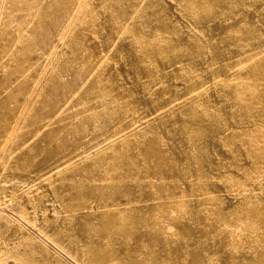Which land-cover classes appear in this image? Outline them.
<instances>
[{
    "label": "rangeland",
    "instance_id": "1",
    "mask_svg": "<svg viewBox=\"0 0 264 264\" xmlns=\"http://www.w3.org/2000/svg\"><path fill=\"white\" fill-rule=\"evenodd\" d=\"M0 264H264V0H0Z\"/></svg>",
    "mask_w": 264,
    "mask_h": 264
}]
</instances>
